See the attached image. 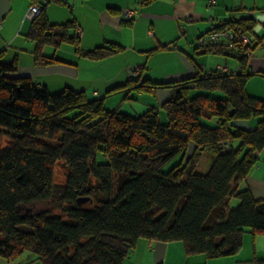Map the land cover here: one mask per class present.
Instances as JSON below:
<instances>
[{
	"label": "trees",
	"instance_id": "1",
	"mask_svg": "<svg viewBox=\"0 0 264 264\" xmlns=\"http://www.w3.org/2000/svg\"><path fill=\"white\" fill-rule=\"evenodd\" d=\"M29 1L40 6L27 32L36 64L62 62L43 54L46 44H70L91 60L124 49L114 41L82 48L74 18H47L46 6L64 0ZM255 25L249 16L214 24L198 35L194 54H186L192 74L163 81L133 76L102 97L70 87L51 92L17 74L16 58L0 61V258L10 262L27 253L42 264H123L147 239L180 241L185 264H204L189 259L234 254L246 231L264 235V198L240 186L264 148V98L246 91L252 75L264 76L250 66L264 44ZM216 31L217 39L199 42ZM207 53L235 59L237 71L226 65L204 70L195 55ZM132 88L170 94L138 115L105 107L110 94ZM201 117L215 119L214 125ZM57 161L67 168L59 189ZM231 197L238 203L228 208ZM237 264H264V258Z\"/></svg>",
	"mask_w": 264,
	"mask_h": 264
},
{
	"label": "crops",
	"instance_id": "2",
	"mask_svg": "<svg viewBox=\"0 0 264 264\" xmlns=\"http://www.w3.org/2000/svg\"><path fill=\"white\" fill-rule=\"evenodd\" d=\"M228 1L214 0L211 4L209 0H151L146 3L142 0H64L65 3L60 5L50 3L45 8L48 20L52 23H62L74 18L81 30L82 48L89 49L100 41L111 40L117 43L120 41L124 49H131L136 53L126 57V52L121 51L103 59L91 60L80 57L74 52L73 47H65L66 44L53 50L47 47L50 44H46L42 47L43 54L57 57L62 62L40 65L34 60L35 43L27 37L31 20L25 14L32 3L29 0H0V61L7 62L16 58L17 74L30 76L38 85L46 86L51 92L60 91L64 87L85 90L86 93L92 89L90 95L96 97H102L114 85L125 83L124 76L132 66L139 67L141 73L148 70L146 77L143 78L154 81L177 79L192 74L193 70L186 54H194L198 35L206 32L212 25L220 24L232 17L249 16L255 20L253 31L263 34L264 0H261L260 4L259 0H240L238 4H228ZM109 8L115 9L117 13L111 12ZM125 9L132 10L133 15L129 18L124 17ZM130 19H132L130 25H121V20ZM91 22L100 27L86 33L84 27ZM104 28L107 29L104 31ZM172 41H175V44L169 49L160 47ZM262 41L264 43V38ZM156 48L158 49L150 52ZM259 49L254 51L250 66L255 71H264V44ZM145 53L149 54L147 59L144 57ZM212 55H216L217 59L222 56ZM158 57L160 58L155 59ZM154 59V64L158 62L159 65L156 68L152 67ZM206 63V61L200 63L204 70L207 67ZM100 64H105L102 71L97 69ZM214 65L209 70L221 68L222 65L231 70L238 69L237 62L230 66L226 59L224 62L218 59ZM169 92V89H158L156 92L146 93H154L153 98L160 105L168 98ZM150 103L156 104L154 101ZM259 158L264 160V148L259 152ZM263 160L262 166L254 165L255 169L253 166L250 173L240 182L241 184L246 182L253 195L258 198H264ZM245 233L250 234L248 231ZM250 238L253 244L252 257L264 258V235L253 237L251 235ZM257 242L260 243V252L257 250ZM244 243L245 235L239 251ZM182 247L178 241L140 239L123 264H185L187 260L182 261L184 259L181 254ZM22 256L14 260L13 264L32 262L29 254L26 259L24 255ZM137 256L138 262L134 260ZM212 260L213 258L196 255L190 257L189 262L213 264L210 263L214 262ZM3 262V259H0V264H5Z\"/></svg>",
	"mask_w": 264,
	"mask_h": 264
},
{
	"label": "rangeland",
	"instance_id": "3",
	"mask_svg": "<svg viewBox=\"0 0 264 264\" xmlns=\"http://www.w3.org/2000/svg\"><path fill=\"white\" fill-rule=\"evenodd\" d=\"M239 2H240V0H229L228 4H233V3L234 4H238ZM260 3H261V0H259L258 4H260ZM56 7H59V6H56ZM234 11L236 12L235 8H234ZM78 14H80L79 11H78ZM99 27L100 26H96L94 24V22L93 23L91 22L88 26L84 27V30H85L86 33H88L89 31H91L93 29H98ZM105 29H107V28H104V31H105ZM109 41H111V40H109ZM100 43H103V42L100 41ZM100 43H98V44H100ZM119 43H120V45L123 44L120 41H119ZM47 45H49V44H47ZM63 45H65V44H63ZM47 47H49V49H52V50L54 49V47L51 46V45H49ZM65 47H72V46H70V44H66ZM122 51L126 52V54H125L126 57H130V56H132V53H134V54L136 53L135 51H133L131 49L127 50L126 48L123 49ZM118 55H120V54H118ZM148 56H149V54L146 55V53H145V56H144L145 59H147ZM204 56H206L207 58H205ZM159 58L160 57L155 58V59H159ZM224 58L225 57L221 56L218 59H221L222 62H224L225 61ZM155 59L153 60L152 67L156 68L159 65H158V62H155V64H154ZM195 59L199 63H201L202 61H206L207 62L206 63L207 64L206 65L207 66L206 70H209L211 66H215L214 64L216 62H218L217 56L209 54V53H207V54H196ZM227 62L229 63L230 66H232V64L235 63L236 60L232 59V58H228ZM103 67H105V64H100V66H98L97 69L99 71H102ZM146 72H148V70H146L145 72L143 70L142 73H141V69H139V72L135 76H140L141 79H142L143 77H146L145 76ZM124 80H126V81L127 80H131L130 75H129V69H128V74H126L124 76ZM93 88L95 89V87H93ZM246 91L250 95H253V96H256V97H259V98H264V76H262L260 74L252 75L247 81ZM90 92H92V89H90V91L87 93V95L90 98H93L92 97L93 95H90L91 94ZM153 95H154V93L138 92V91H136L135 89L132 88V89L128 90L127 92L122 91V92H116V93L110 94L108 97L105 98L104 104H105V107L108 108V109L118 108L119 110H121L123 112L129 113V114H132V115H138V114H141L144 110H146L148 108L147 106H148L150 101H154L156 103V100L153 98ZM161 118H162V121L166 122V114H165V112L163 110H161ZM200 121L201 122H205L208 125H214L215 119H210L209 120L207 118L201 117ZM210 159L211 158H208V159L205 160V163L203 165L202 170H206L207 169L208 164L210 162ZM262 160H260V158H259L256 165L262 166ZM178 161H179V157L176 156L173 160L168 162L163 167V170H165V171L168 170L173 164L177 163ZM254 169H255V166H254ZM66 172H67V168H66L65 164L63 163V161H57V163L55 165V168H54V183L56 184L57 189H59L61 187V185L63 184V182L65 180V177H66ZM244 183H242V184L240 183V186L241 187L246 186V182H244ZM237 203H238L237 199L234 198V197H231L230 199H228L227 207L228 208L235 207L237 205ZM244 235H245V243H244L243 248L238 253L232 254V255H224V256L217 257V258H213L212 261H214V262H210V263H213V264H215V263H219V264H236L237 261L253 258L252 256H254V255H253L252 238H250L251 235L250 234L247 235L246 233ZM247 238H248V240H246ZM178 243H180V245L182 246L181 242L178 241ZM259 247H260V243L257 242V250H258V252H260V248ZM181 254H182V257L184 258L182 261L184 262L185 260H187V257L185 255L183 247L181 249ZM23 255H24V258L26 259L27 258V253H25ZM0 259H2V258H0ZM215 259H217V260H215ZM134 260L138 262L139 257L138 256L135 257ZM3 261H4L3 263H5V264H13V261L8 262V261H6L4 259H3ZM31 261H32L31 263L34 262V264H42V261H40L39 259L37 260L36 258L32 259ZM25 262L26 261H23L21 264H25ZM31 263H28V264H31ZM15 264H19V263H15Z\"/></svg>",
	"mask_w": 264,
	"mask_h": 264
},
{
	"label": "built area",
	"instance_id": "4",
	"mask_svg": "<svg viewBox=\"0 0 264 264\" xmlns=\"http://www.w3.org/2000/svg\"><path fill=\"white\" fill-rule=\"evenodd\" d=\"M214 0H209V3H213ZM40 11V6L38 4H31L30 7L28 8V10L26 11V14L25 16L32 20ZM133 11L132 10H129V9H125L124 10V17L126 18H129L133 15ZM1 26V25H0ZM220 32H212L210 33L209 35H205L203 37L200 38L199 42L200 43H205V42H208V41H213L215 39H217L218 35H219ZM221 34V33H220ZM242 41L243 42H247V38L246 37H242ZM139 72V67L137 66H132L129 68V75H130V78L135 76L137 73Z\"/></svg>",
	"mask_w": 264,
	"mask_h": 264
},
{
	"label": "water",
	"instance_id": "5",
	"mask_svg": "<svg viewBox=\"0 0 264 264\" xmlns=\"http://www.w3.org/2000/svg\"><path fill=\"white\" fill-rule=\"evenodd\" d=\"M82 200H85V198H84V199H82Z\"/></svg>",
	"mask_w": 264,
	"mask_h": 264
}]
</instances>
